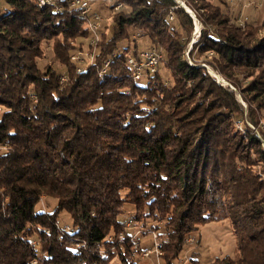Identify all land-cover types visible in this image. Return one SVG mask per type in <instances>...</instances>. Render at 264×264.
I'll return each instance as SVG.
<instances>
[{"label":"trees","instance_id":"1","mask_svg":"<svg viewBox=\"0 0 264 264\" xmlns=\"http://www.w3.org/2000/svg\"><path fill=\"white\" fill-rule=\"evenodd\" d=\"M177 1L115 0L91 44L67 8L2 0L0 264H131L148 227L184 264L217 220L236 247L210 264H264V18L180 0L201 27L190 50ZM153 48L161 69L135 79L129 60ZM87 50L92 63L73 60Z\"/></svg>","mask_w":264,"mask_h":264},{"label":"rangeland","instance_id":"2","mask_svg":"<svg viewBox=\"0 0 264 264\" xmlns=\"http://www.w3.org/2000/svg\"><path fill=\"white\" fill-rule=\"evenodd\" d=\"M113 2H115V0H91L93 10L103 18L101 30L105 31L106 33H109L111 31V19L109 16L111 15L110 9L113 5ZM233 3H235L234 7L238 8V10L241 12L240 21L242 23L246 18L249 21L257 22L263 20L264 0H235V2L233 1ZM2 5L3 2L2 0H0V7H3ZM183 8L186 10H190L185 5V3ZM117 9L118 8L116 7V10ZM198 26L200 27L199 23L195 21L194 34L196 33V29ZM194 34L189 45L190 50L193 47V43L199 37V33L197 35ZM77 55H82L86 59V62L92 60L94 61V52H91L90 50L82 53H77ZM159 68L161 69V65ZM209 70L213 76H217L218 78V75L214 73L211 68H209ZM262 126L264 127V124H262ZM52 205L54 207V204ZM42 208L43 207L40 204V206H38V210L41 211ZM49 210L51 211L52 209L49 208ZM128 210H130V208H128ZM60 222L61 225L64 226L66 224H69L71 222V219L68 214L63 213L60 215ZM146 230L148 233L145 236L140 237L141 246L143 249L149 247L147 251L150 250V253L147 254V256L144 255L146 251L140 250V247L134 244L135 249H138V252L136 251L134 254H132L130 260L131 264H166V262L161 259V249H158V243H160L161 239L157 238V235L150 233L149 227L146 228ZM234 235V230L228 220H217L200 228L199 231L193 233L192 241L190 240V243L185 247V261H183L182 263L185 264V262H188L192 254L199 259L200 264H210L217 257L232 255L234 252L233 250H235L236 247V238H234ZM111 264H121V261L115 259ZM176 264L181 263L176 262Z\"/></svg>","mask_w":264,"mask_h":264},{"label":"built area","instance_id":"3","mask_svg":"<svg viewBox=\"0 0 264 264\" xmlns=\"http://www.w3.org/2000/svg\"><path fill=\"white\" fill-rule=\"evenodd\" d=\"M35 1L38 5L37 7L40 8H48V7L53 8L58 13L63 12L64 8L65 9L67 8V10L77 13L82 19H85L87 21L88 29L92 35L91 44H96L98 42L103 18L93 10L91 0H35ZM177 2L180 4L181 7H183L181 5L184 4L183 1L178 0ZM186 11L190 12V14L193 13L191 10H186ZM194 19L195 21H197L196 18ZM200 31H201V27H199L198 31H196L194 35H197L198 33L200 34ZM160 54H161L160 51L153 48L141 53L140 60L131 58L129 60V65L133 70L135 79L139 80L144 72L156 73L160 67V63L162 60V55ZM73 60L82 62L83 56L82 55H77V57L74 56ZM89 62L92 63L93 60ZM136 235H138V233ZM158 245H159L158 249H161L162 247L161 243H158ZM149 253L150 250H148L144 255L147 256V254Z\"/></svg>","mask_w":264,"mask_h":264},{"label":"water","instance_id":"4","mask_svg":"<svg viewBox=\"0 0 264 264\" xmlns=\"http://www.w3.org/2000/svg\"><path fill=\"white\" fill-rule=\"evenodd\" d=\"M182 6H184V4H181ZM189 14H190V12H188ZM193 14V13H192ZM190 14L191 15V17L194 19L195 18V15L193 14ZM198 29H199V27H197V30L196 31H198ZM214 77H216L217 78V76H214ZM218 79V78H217ZM218 81L220 82V79H218Z\"/></svg>","mask_w":264,"mask_h":264}]
</instances>
